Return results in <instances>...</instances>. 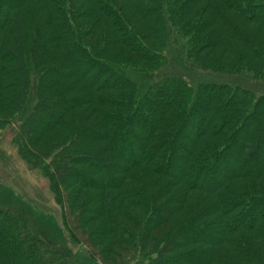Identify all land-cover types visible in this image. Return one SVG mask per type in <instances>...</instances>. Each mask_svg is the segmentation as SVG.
Wrapping results in <instances>:
<instances>
[{
  "label": "trees",
  "instance_id": "16d2710c",
  "mask_svg": "<svg viewBox=\"0 0 264 264\" xmlns=\"http://www.w3.org/2000/svg\"><path fill=\"white\" fill-rule=\"evenodd\" d=\"M259 30L264 0H0V114L20 117L17 154L90 260L264 264ZM115 47L130 60H108ZM190 193L210 201L191 209ZM66 250L0 209V264H85Z\"/></svg>",
  "mask_w": 264,
  "mask_h": 264
},
{
  "label": "rangeland",
  "instance_id": "374dc122",
  "mask_svg": "<svg viewBox=\"0 0 264 264\" xmlns=\"http://www.w3.org/2000/svg\"><path fill=\"white\" fill-rule=\"evenodd\" d=\"M124 15L126 18L130 16L128 13H124ZM87 25H91V23L89 24L88 22ZM246 28L250 32L257 29L254 26H247ZM257 35L258 37H264V30H259ZM107 59L114 62L130 60L126 51L116 47L108 54ZM153 111H160V106L153 107ZM143 116L144 115L142 114L138 115L134 119L133 124L136 125L140 123ZM19 120L20 117L12 113L0 114V209L22 210L23 213H26L30 217L32 225L38 232L39 236L50 245L65 250L67 249L66 251L77 258L80 256V259L85 264H99L97 261L90 260L87 255L85 256L82 253L84 250L79 244L72 243L68 240L69 238L71 240L72 237L67 228L63 225V202H56L51 195L49 191L50 179L37 168L24 161V159L17 154L15 146L18 145L20 141L18 137ZM242 136L243 134L239 137L238 142L241 141ZM126 141L127 140L124 139L122 144L126 145ZM116 152L121 157L129 155L125 146ZM262 156H264V145L260 148L259 160ZM179 163L178 160H173L169 166V170L175 171L176 166L179 165ZM219 163L222 164L223 161H220ZM252 165L253 161L251 160L247 166L252 167ZM134 172L139 173L140 169H136ZM149 180H157L159 184L158 189L162 188L166 182L165 180H159L154 177H151ZM60 191H62L60 192L62 194L70 193L69 190ZM108 193L111 194L110 196H112V194L114 196L116 192ZM86 194H88V192H82V195ZM92 194L94 195L93 191ZM189 198L191 209L200 208L202 205H205L210 201L209 197L198 193H190ZM123 208L125 209L127 216L135 219H140L142 217V211L140 209L131 208L124 202ZM79 210L80 207L79 209L77 208L74 218L80 216ZM177 214L174 215V218L172 217L173 225L172 229L171 227L168 229L169 232H171V230L173 232L177 227L182 226V220L176 219L177 216H180V214ZM122 217L123 216L118 217L117 223L122 227H128L127 222ZM158 219L159 218L154 221H158ZM104 249L105 243L99 245L96 251H104Z\"/></svg>",
  "mask_w": 264,
  "mask_h": 264
}]
</instances>
